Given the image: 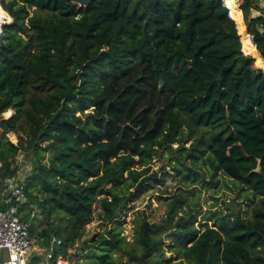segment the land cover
Instances as JSON below:
<instances>
[{
	"label": "trees",
	"instance_id": "16d2710c",
	"mask_svg": "<svg viewBox=\"0 0 264 264\" xmlns=\"http://www.w3.org/2000/svg\"><path fill=\"white\" fill-rule=\"evenodd\" d=\"M260 2L0 0L12 17L0 16V199L22 154L33 169L20 210L34 204L45 215L48 204L47 219L64 214L62 231L48 221L30 230L62 238L56 251L74 264L91 247L77 243L98 201L104 230L83 264H264ZM165 151L185 183L230 178L253 196L250 214L214 213L216 222L195 226L179 192L123 243L120 213L151 187L152 159ZM189 161L209 166V178Z\"/></svg>",
	"mask_w": 264,
	"mask_h": 264
},
{
	"label": "rangeland",
	"instance_id": "374dc122",
	"mask_svg": "<svg viewBox=\"0 0 264 264\" xmlns=\"http://www.w3.org/2000/svg\"><path fill=\"white\" fill-rule=\"evenodd\" d=\"M0 10L6 15L7 19L11 17L9 13L3 9L0 4ZM12 19V17H11ZM8 23V22H5ZM4 23V24H5ZM4 24L0 25L3 26ZM9 137L12 141L17 142V136L11 132ZM188 143L187 145H189ZM174 148L177 147V144L173 145ZM22 160H16L20 164V174L23 178H28L33 169V162L31 159H26L21 154ZM50 156V151H47L45 154L44 161L47 162ZM169 153L168 151L164 152L163 156H155L152 159L151 167L152 171H157L158 176L156 179L150 180V185L147 190L142 192L137 196L127 207L124 208L120 213L119 221L121 226L118 229L122 230V235L125 236L123 243L131 244L135 240V226L137 222H141L143 217L148 216L151 218L156 212H160L159 216L163 215L162 211L164 209V204L169 203L173 200V195L179 192H183L184 200L186 204L184 205V210L188 211L193 210L195 213V226H209L213 222H216V217L214 213H228L230 210H239L242 209L244 213L250 214L249 204L253 196L248 192H244L241 187L236 185L230 178L225 177L224 175H219L218 179L219 184L210 185L208 189L202 187L199 184H190L182 181L181 176L174 170L173 164H169ZM176 161L174 157L173 162ZM201 162V160H200ZM187 165L196 168L199 172H203V175L208 179L210 175V168L207 165L201 167L203 164L192 165L190 161ZM202 169V170H201ZM151 171V172H152ZM37 185L30 188L32 192H35ZM111 188V186H107ZM42 195V193H41ZM0 196H3L0 194ZM41 198L37 199L40 200ZM1 201V199H0ZM25 204V203H23ZM19 204V208L23 206ZM240 204V205H239ZM229 207V209H228ZM31 209H36L34 204H30L28 207L20 210V216L23 220L27 222L29 227L34 226L37 231H41L47 226V221L50 224H53L56 228L64 229L68 223V218L62 213H53L51 218L47 219V214L50 212L49 205L46 204L47 213H39L34 217L29 215ZM229 210V211H228ZM38 209L36 210L37 214ZM101 212L99 201L95 204L94 214L89 223L85 225L83 235L80 239V243H77V246L83 241H87L91 245L90 249L85 253V255L79 260V264H83L85 260L93 259L92 251L95 247L94 240H96L98 230H104L103 227H100L99 213ZM181 214V213H180ZM184 214V213H182ZM185 217H188L187 214H184ZM42 247H46L45 244H40ZM103 247V246H102ZM116 256V255H115ZM117 257V256H116ZM124 260L127 258L124 257ZM131 264H146L141 262L138 259L133 260Z\"/></svg>",
	"mask_w": 264,
	"mask_h": 264
},
{
	"label": "built area",
	"instance_id": "2783aa9c",
	"mask_svg": "<svg viewBox=\"0 0 264 264\" xmlns=\"http://www.w3.org/2000/svg\"><path fill=\"white\" fill-rule=\"evenodd\" d=\"M17 160H22V157L18 156ZM5 187L10 196L1 200L8 207L0 205V264H31L34 251L40 256L35 264H74L63 252L56 251L62 245V238L55 234L45 238L32 233L27 222L19 215V204L28 200L26 178L22 177L20 171L5 180ZM36 210L32 209L31 217L36 215Z\"/></svg>",
	"mask_w": 264,
	"mask_h": 264
},
{
	"label": "water",
	"instance_id": "95a60500",
	"mask_svg": "<svg viewBox=\"0 0 264 264\" xmlns=\"http://www.w3.org/2000/svg\"><path fill=\"white\" fill-rule=\"evenodd\" d=\"M91 0H75V3L81 5V6H87L90 3ZM3 26H1L0 29V42L2 41L3 38ZM107 116V115H106Z\"/></svg>",
	"mask_w": 264,
	"mask_h": 264
},
{
	"label": "clouds",
	"instance_id": "9594fccd",
	"mask_svg": "<svg viewBox=\"0 0 264 264\" xmlns=\"http://www.w3.org/2000/svg\"><path fill=\"white\" fill-rule=\"evenodd\" d=\"M3 15H6V14H4L2 10H0V16H3ZM8 21L11 22V17L8 18ZM0 22H2V20H0ZM8 114L10 115L11 113H8Z\"/></svg>",
	"mask_w": 264,
	"mask_h": 264
},
{
	"label": "crops",
	"instance_id": "0c3cea01",
	"mask_svg": "<svg viewBox=\"0 0 264 264\" xmlns=\"http://www.w3.org/2000/svg\"><path fill=\"white\" fill-rule=\"evenodd\" d=\"M261 2H260V4H261V6L264 8V0H260ZM35 255H37L36 254V251H34L33 253H32V256H35Z\"/></svg>",
	"mask_w": 264,
	"mask_h": 264
},
{
	"label": "bare ground",
	"instance_id": "6f19581e",
	"mask_svg": "<svg viewBox=\"0 0 264 264\" xmlns=\"http://www.w3.org/2000/svg\"><path fill=\"white\" fill-rule=\"evenodd\" d=\"M3 23H4V21L2 20V22H0V25L3 24Z\"/></svg>",
	"mask_w": 264,
	"mask_h": 264
}]
</instances>
